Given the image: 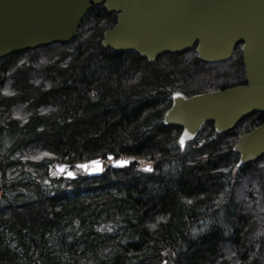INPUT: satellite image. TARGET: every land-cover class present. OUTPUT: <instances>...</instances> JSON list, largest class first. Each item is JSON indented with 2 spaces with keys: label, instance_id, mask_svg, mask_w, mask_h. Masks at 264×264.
<instances>
[{
  "label": "trees",
  "instance_id": "trees-1",
  "mask_svg": "<svg viewBox=\"0 0 264 264\" xmlns=\"http://www.w3.org/2000/svg\"><path fill=\"white\" fill-rule=\"evenodd\" d=\"M115 23L93 6L71 42L0 60V264H264V156L234 151L264 114L205 123L183 150L163 124L173 93L245 84L241 44L218 64L194 47L149 64L101 48ZM107 156L130 164L52 177Z\"/></svg>",
  "mask_w": 264,
  "mask_h": 264
},
{
  "label": "water",
  "instance_id": "water-1",
  "mask_svg": "<svg viewBox=\"0 0 264 264\" xmlns=\"http://www.w3.org/2000/svg\"><path fill=\"white\" fill-rule=\"evenodd\" d=\"M93 6H102L116 16L115 25L103 32L101 48L133 52L149 64L162 55L193 47L200 62L218 64L228 61L235 46L241 44L244 85L189 98L172 95L163 124L182 130L178 139L182 149L205 123H211L221 135L247 116L264 114V0H0V60L71 42ZM234 151L238 165L263 157L264 122L242 134ZM106 159L112 169L129 165V161L113 160L112 156ZM94 161L99 162L98 169ZM75 168L88 178L100 177L103 172L100 159ZM55 171L65 179L76 178L63 165Z\"/></svg>",
  "mask_w": 264,
  "mask_h": 264
},
{
  "label": "snow or ice",
  "instance_id": "snow-or-ice-1",
  "mask_svg": "<svg viewBox=\"0 0 264 264\" xmlns=\"http://www.w3.org/2000/svg\"><path fill=\"white\" fill-rule=\"evenodd\" d=\"M181 146H183V140H181ZM117 163H120V164H126L127 161H118ZM93 165L98 169L99 168V162L98 161H94L93 162ZM78 167H82V168H85L87 169L88 168V165H78ZM147 171H151L150 168L146 169ZM69 176H71L72 174L71 173H68Z\"/></svg>",
  "mask_w": 264,
  "mask_h": 264
},
{
  "label": "rangeland",
  "instance_id": "rangeland-1",
  "mask_svg": "<svg viewBox=\"0 0 264 264\" xmlns=\"http://www.w3.org/2000/svg\"><path fill=\"white\" fill-rule=\"evenodd\" d=\"M142 164V169L145 170L147 167L150 166V164L148 162H140ZM55 175V173H54Z\"/></svg>",
  "mask_w": 264,
  "mask_h": 264
}]
</instances>
